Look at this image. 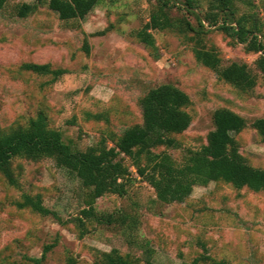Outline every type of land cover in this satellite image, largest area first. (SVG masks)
<instances>
[{"label":"rangeland","instance_id":"obj_1","mask_svg":"<svg viewBox=\"0 0 264 264\" xmlns=\"http://www.w3.org/2000/svg\"><path fill=\"white\" fill-rule=\"evenodd\" d=\"M23 3L37 8L18 14ZM155 0H103L85 18L61 20L48 0H8L0 11V128L26 125L40 111L49 125L62 131L66 142L85 150L106 139L110 146L129 126L143 122L141 97L163 83H172L191 97L186 108L190 127L175 135L181 147H159L178 164L188 149L207 143L214 128L213 113L227 107L248 119L264 117V75L259 73V53L250 52L219 27L201 35L214 48L223 65L246 63L258 73L251 90H241L218 78L194 55L192 32L179 29L153 31L156 48L138 39L136 31L150 19ZM208 0L197 10L204 14ZM174 18H186L196 27V16L172 8ZM257 22L264 40V0L238 5L236 17ZM249 26L253 25L251 21ZM86 40L89 52L84 46ZM26 63L49 64L67 70L62 76L26 70ZM100 114L101 118L94 116ZM247 161L264 168V142L249 125L236 134ZM132 180L121 197L108 193L97 199L96 209L113 213L111 225L86 220L84 231L71 220L84 207L85 190L79 179L52 158L39 161L16 158L13 166L19 186L0 174V264H32L26 256L41 257L56 242L43 264H98L102 252L118 249L135 263L150 259L159 264H264V191L238 189L223 180L197 185L184 202H161L152 187L138 175L132 160ZM23 193L40 194L44 204L66 221L19 209Z\"/></svg>","mask_w":264,"mask_h":264},{"label":"trees","instance_id":"obj_2","mask_svg":"<svg viewBox=\"0 0 264 264\" xmlns=\"http://www.w3.org/2000/svg\"><path fill=\"white\" fill-rule=\"evenodd\" d=\"M102 1L48 0V6L61 20L69 21L85 18ZM7 2L8 0H0V11ZM239 4L251 7L252 0H208V8L204 14L197 11L201 0H155L149 21L136 31V36L147 46L156 48L153 31L179 29L192 32L188 39L196 41L194 55L198 62L213 69L219 79L241 90H251L258 83V73H254L246 63L231 62L223 65L216 49L203 45L201 37L209 27L220 22L219 27L238 43L245 44L248 51L259 53L257 69L264 75V40L261 28L246 15L236 17ZM180 5L196 16L198 27L186 18L173 17L172 8ZM36 8L35 4L23 3L18 7V14L24 17ZM251 21L253 25L249 26ZM84 48L86 52L90 51L87 40ZM24 68L42 75H53L55 78L67 72L64 68H52L49 64L39 63H26ZM191 101L187 92L172 83L150 88L140 99L142 123L127 127L119 137L113 138V146L103 139L85 150L66 142L62 131L51 127L46 113L40 111L26 125L13 126L9 130L0 128V174L10 185L18 187L13 166L16 158L32 161L52 158L59 167L74 174L86 191L84 207L71 220L81 231H84L86 220H93L100 225H111L118 221L113 213L99 212L95 204L98 198L108 193L121 197L127 195L132 172L124 157L132 160L138 175L154 187L158 199L166 204L184 202L195 186L219 180L238 189L247 187L256 192L264 191V168L247 161L236 138V134L251 125L264 142V117H257L249 123L247 118L236 111L220 107L213 113L214 128L208 133L207 143L199 149H188L182 164H178L167 151H156L159 147H181L175 135L186 131L192 123V115L186 109ZM94 118L100 119L101 116L96 114ZM15 205L19 209H30L66 223L56 211L44 204L40 194L23 193L15 201ZM55 244L56 242L46 245L41 257L26 256V260L32 264H43L47 253ZM200 260L201 258H195L183 264H198ZM67 264L78 263L70 256ZM98 264L137 263L114 248L102 252ZM139 264L159 263L147 259Z\"/></svg>","mask_w":264,"mask_h":264}]
</instances>
